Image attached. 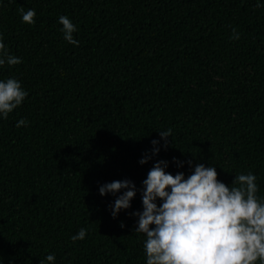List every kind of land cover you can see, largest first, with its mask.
<instances>
[{
	"label": "trees",
	"instance_id": "16d2710c",
	"mask_svg": "<svg viewBox=\"0 0 264 264\" xmlns=\"http://www.w3.org/2000/svg\"><path fill=\"white\" fill-rule=\"evenodd\" d=\"M0 33L22 60L0 81L28 93L0 118V264H146L132 213L160 160L185 178L215 167L229 186L251 172L264 200V0H0ZM122 180L137 194L113 218L99 188Z\"/></svg>",
	"mask_w": 264,
	"mask_h": 264
},
{
	"label": "clouds",
	"instance_id": "9594fccd",
	"mask_svg": "<svg viewBox=\"0 0 264 264\" xmlns=\"http://www.w3.org/2000/svg\"><path fill=\"white\" fill-rule=\"evenodd\" d=\"M256 7H261L259 2ZM19 12L23 23H35L34 9L25 12L20 8ZM58 22L64 40L78 46L79 41L73 38L76 26L67 16L59 17ZM230 38H240L235 28ZM21 63L19 57L9 53L0 33V68ZM27 96L15 78L0 81V118L7 119ZM28 123L20 119L16 127H27ZM159 135L166 147L172 130L159 131ZM151 143L155 146L159 141ZM159 151L154 147L152 155ZM149 159L151 156L145 155L139 163L143 165ZM174 162L183 166V162ZM167 167L164 160L154 164L143 181V210L132 213L138 217L135 233L145 237L146 264H264V200L257 196L256 176L237 173L229 186L218 180L215 167L198 164L187 178L182 172H166ZM99 193L116 196L111 206V215L116 218L121 210L131 207L137 190L132 181L122 180L100 186ZM86 234L87 229L81 228L71 240L83 241ZM55 259L53 254L45 257L48 264H54ZM45 260L39 264H45Z\"/></svg>",
	"mask_w": 264,
	"mask_h": 264
}]
</instances>
